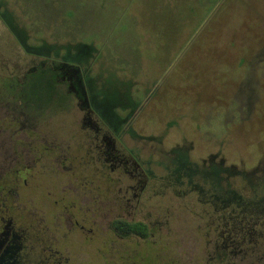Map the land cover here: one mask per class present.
Wrapping results in <instances>:
<instances>
[{
	"label": "rangeland",
	"instance_id": "1",
	"mask_svg": "<svg viewBox=\"0 0 264 264\" xmlns=\"http://www.w3.org/2000/svg\"><path fill=\"white\" fill-rule=\"evenodd\" d=\"M36 146L25 200L54 227L64 198L77 260L144 245L125 220L264 264V0H0V180Z\"/></svg>",
	"mask_w": 264,
	"mask_h": 264
},
{
	"label": "flooded vegetation",
	"instance_id": "2",
	"mask_svg": "<svg viewBox=\"0 0 264 264\" xmlns=\"http://www.w3.org/2000/svg\"><path fill=\"white\" fill-rule=\"evenodd\" d=\"M18 120L9 121L15 124L16 131L22 126V122ZM35 138L38 139L37 136ZM16 152V162L11 165V170L15 173L11 178L14 179L0 180V264H88L84 259L77 260L68 247H62L56 236L61 229L58 221L71 214V207L64 198L57 200L56 204L61 212L55 219L54 227L40 214L41 211L33 198L28 197L29 200H25V194L34 190L27 187L29 179L33 178L34 182L38 169H46L45 161L50 160L49 157L54 154L47 146H36L33 148V164L25 165ZM116 222L131 225L141 223L145 226L147 237L122 232L114 225ZM82 223V226L80 221L75 224L80 226V231H83L86 238L87 232L94 231L87 230L83 221ZM114 224L113 229L118 237L136 238L138 242L145 244L127 243L112 247H95L96 262L91 261L89 264H243L240 247H163L161 243H149L152 232L146 223L116 220ZM64 233L67 235L70 232ZM94 235L95 240L99 238L103 242L96 232Z\"/></svg>",
	"mask_w": 264,
	"mask_h": 264
},
{
	"label": "trees",
	"instance_id": "3",
	"mask_svg": "<svg viewBox=\"0 0 264 264\" xmlns=\"http://www.w3.org/2000/svg\"><path fill=\"white\" fill-rule=\"evenodd\" d=\"M114 225L122 232H126V233L128 232V233L140 235L142 237H147L145 226L141 223L131 225L128 223L116 222Z\"/></svg>",
	"mask_w": 264,
	"mask_h": 264
}]
</instances>
